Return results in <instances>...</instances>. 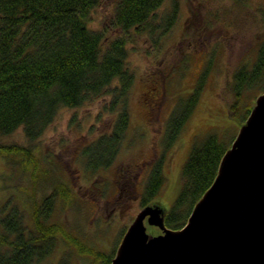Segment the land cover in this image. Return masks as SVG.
<instances>
[{
    "label": "trees",
    "instance_id": "1",
    "mask_svg": "<svg viewBox=\"0 0 264 264\" xmlns=\"http://www.w3.org/2000/svg\"><path fill=\"white\" fill-rule=\"evenodd\" d=\"M101 1L0 0V136L22 127L30 141L29 146L0 142V154L12 170L6 178H22L28 173L34 190H38L40 180L52 188L50 193L34 198L28 225L23 213L27 204L21 203L27 201L28 191L19 186L14 194L19 205L12 206L0 218V264H41L56 249L71 244L91 255L93 264H112L117 253V242L108 250L89 248L66 223L53 219V210L70 206L78 195L65 179L59 180L61 166L53 156L40 155L37 139L62 107L81 106L111 93L112 100L106 107L112 112L119 110L112 131L83 146L80 153L87 171L101 173L111 169L132 122L128 98L134 73L127 65L129 35L133 29L154 34L160 28L166 33L177 7L161 26L155 24V13L165 0H117L111 23L124 35L104 47V31L89 25L91 13ZM260 9L264 13V6ZM205 78L204 72L189 95L178 101L166 122L159 143L160 155L150 164L140 195L142 207L155 203L168 182L170 153L200 102ZM231 79L229 91L233 100L228 113L243 124L254 100L264 92V37L254 60L241 61ZM115 81L120 85L112 88ZM224 138L217 132H208L193 142L180 173V191L165 215L167 227L182 228L214 182L233 142ZM53 162L56 167L51 165Z\"/></svg>",
    "mask_w": 264,
    "mask_h": 264
},
{
    "label": "rangeland",
    "instance_id": "2",
    "mask_svg": "<svg viewBox=\"0 0 264 264\" xmlns=\"http://www.w3.org/2000/svg\"><path fill=\"white\" fill-rule=\"evenodd\" d=\"M116 1L102 0L91 13L89 25L104 31V47L124 35L111 23ZM175 6L174 22L166 33L160 28L154 34L133 29L129 35L127 65L134 73L128 98L132 122L111 169L101 173L87 171L80 154L83 146L112 131L119 110L112 112L106 107L112 100L111 93L81 106L62 107L37 139L40 155L53 156L61 166L59 180L65 179L78 195L70 206L53 210L52 217L66 223L89 248L108 250L116 242L120 245L144 208L140 195L149 166L160 155L159 143L166 122L178 101L189 95L204 72L205 86L200 102L170 153L168 182L154 202L163 206L166 213L173 205L181 187L183 163L197 137L217 132L230 143L246 122L240 124L228 113L233 100L229 84L241 61L254 60L264 37V13L260 9L264 0H165L155 13V24L162 26ZM117 85L119 81L112 88ZM0 142L30 144L22 127L0 136ZM6 161L0 154V218L12 206L19 205L14 194L23 186L28 198L21 203L27 204L23 213L29 225L34 198L50 193L52 188L40 180L38 190H34L28 173L22 178H6V174L12 173ZM145 224L149 233L163 232L147 220ZM74 247L72 244L59 247L41 264H93L91 255Z\"/></svg>",
    "mask_w": 264,
    "mask_h": 264
},
{
    "label": "water",
    "instance_id": "3",
    "mask_svg": "<svg viewBox=\"0 0 264 264\" xmlns=\"http://www.w3.org/2000/svg\"><path fill=\"white\" fill-rule=\"evenodd\" d=\"M233 141L186 225L169 228L163 206H144L112 264H264V93Z\"/></svg>",
    "mask_w": 264,
    "mask_h": 264
}]
</instances>
